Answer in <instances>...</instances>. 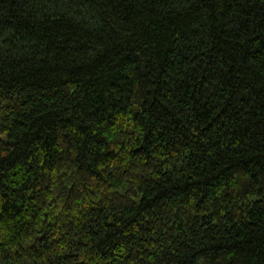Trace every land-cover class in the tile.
Listing matches in <instances>:
<instances>
[{"label":"trees","instance_id":"trees-1","mask_svg":"<svg viewBox=\"0 0 264 264\" xmlns=\"http://www.w3.org/2000/svg\"><path fill=\"white\" fill-rule=\"evenodd\" d=\"M0 264H264V0H0Z\"/></svg>","mask_w":264,"mask_h":264}]
</instances>
